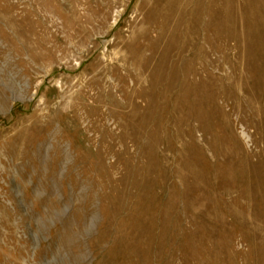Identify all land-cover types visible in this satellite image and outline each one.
Listing matches in <instances>:
<instances>
[{"label": "rangeland", "instance_id": "374dc122", "mask_svg": "<svg viewBox=\"0 0 264 264\" xmlns=\"http://www.w3.org/2000/svg\"><path fill=\"white\" fill-rule=\"evenodd\" d=\"M0 264H264V0H0Z\"/></svg>", "mask_w": 264, "mask_h": 264}]
</instances>
